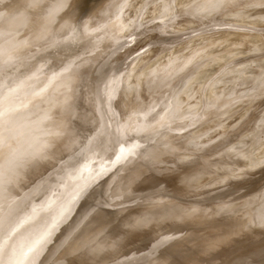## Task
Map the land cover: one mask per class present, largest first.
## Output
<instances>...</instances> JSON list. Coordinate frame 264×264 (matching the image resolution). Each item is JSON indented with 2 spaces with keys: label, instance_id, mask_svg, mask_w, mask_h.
Masks as SVG:
<instances>
[{
  "label": "rangeland",
  "instance_id": "1",
  "mask_svg": "<svg viewBox=\"0 0 264 264\" xmlns=\"http://www.w3.org/2000/svg\"><path fill=\"white\" fill-rule=\"evenodd\" d=\"M121 1L0 0V263L264 264V0Z\"/></svg>",
  "mask_w": 264,
  "mask_h": 264
},
{
  "label": "bare ground",
  "instance_id": "2",
  "mask_svg": "<svg viewBox=\"0 0 264 264\" xmlns=\"http://www.w3.org/2000/svg\"><path fill=\"white\" fill-rule=\"evenodd\" d=\"M124 1H125V0H124ZM133 1H134V0H133ZM148 1H150V0H148ZM174 1H175V0H174ZM193 1H194V0H193ZM197 1H198V0H197ZM197 1H196V2H197ZM220 1H221V0H220ZM258 1H259V0H258ZM121 2H123V0H122ZM125 2H126V1H125ZM155 2L157 3L156 0H155ZM161 2H162V0H161ZM168 2H169V1H168ZM183 2H184V1H183ZM194 2H195V1H194ZM226 2H227V1H226ZM238 2H239V1H238ZM238 2H237V3H238ZM241 2H242V1H241ZM227 3H228V2H227ZM229 3H230V1H229ZM243 3H244V2H243ZM261 3H262V2H261ZM131 4H132V3H131ZM144 4H145V3H143V5H144ZM153 4H154V3H153ZM182 4H183V3H182ZM107 5H108V4H107ZM113 5H114V4H112V6H113ZM124 5H125V4H124ZM143 5H142V6H143ZM168 5H169V3H168ZM193 5H194V4H193ZM214 5H215V4H214ZM214 5H213V6H214ZM217 5H220V3H218ZM222 5H223V4H222ZM118 6H119V5H118ZM228 6H229V5H228ZM109 7H110V6H109ZM114 7H115V5H114ZM215 7H217V6H215ZM221 7H222V6H221ZM230 7H231V6H230ZM157 8H158V7H157ZM166 8H167V7H166ZM171 8H172V7H171ZM179 8H180V7H179ZM185 8H186V7H185ZM195 8H196V7H195ZM224 8H225V7H224ZM245 8H246V7H245ZM177 9H178V8H177ZM208 9H209V8H208ZM208 9H207V10H208ZM237 9H238V8H237ZM153 10H154V8H153ZM129 11H131L130 8H129ZM174 11H175V10H174ZM181 11H182V10H181ZM187 11H188V9H187ZM221 11H222V10H221ZM229 11H230V10H229ZM232 11H233V10H232ZM234 11H235V10H234ZM113 12H116V11L114 10ZM157 12H158V11H157ZM169 12H170V11H169ZM192 12H193V11H192ZM224 12H225V11H224ZM113 14H114V13H113ZM120 14H121V13H120ZM169 14H170V13H169ZM192 14H193V13H192ZM229 14H230V13H229ZM139 15H140V14H139ZM151 15H153V14H151ZM154 15H155V14H154ZM171 15H172V14H171ZM204 15H205V14H204ZM99 16H100V15H99ZM119 16H120V15H119ZM201 16H202V15H201ZM206 16H207V15H206ZM208 16H209V14H208ZM211 16H212V14H211ZM117 17H118V16H117ZM158 17H159V16H158ZM165 17H166V16H165ZM246 17H247V16H246ZM126 18H127V16H126ZM152 18H153V17H152ZM170 18H171V16H170ZM230 18H231V17H230ZM230 18H229V19H230ZM241 18H242V17H241ZM248 18H249V16H248ZM112 19H114V18H112ZM131 19H132V17H131ZM136 19H137V18H136ZM162 19H163V18H162ZM232 19H233V18H232ZM245 19H246V18H245ZM250 19H251V18H250ZM128 20H129V19H128ZM163 20H164V19H163ZM168 20H169V19H168ZM251 20H252V19H251ZM254 20H255V19H254ZM93 21H94V20H93ZM134 21H135V19H134ZM241 21H242V20H241ZM89 22H90V21H89ZM89 22H88V23H89ZM247 22H249V20H248ZM121 23H122V22H121ZM135 23H136V22H135ZM165 23H166V22H165ZM232 23H233V22H232ZM253 23H254V22H253ZM219 24H221V23H219ZM226 24H227V23H226ZM230 24H231V23H230ZM256 24H257V23H256ZM123 25H124V24H123ZM130 25H131V24H130ZM165 25H166V24H165ZM127 26H129V25H127ZM132 26H133V25H132ZM252 26H253V25H252ZM76 27H77V26H76ZM164 27H165V26H164ZM77 28H78V27H77ZM81 28H82V27H81ZM116 28H117V27H116ZM251 28H252V27H251ZM126 30H127V29H126ZM130 32H131V31H130ZM231 32H232V31H231ZM117 33H121V32H117ZM131 33H132V32H131ZM128 34L130 35V33H128ZM223 34H224V33H223ZM240 34H241V33H240ZM84 35H85V34H84ZM85 36H86V35H85ZM90 36H91V35H90ZM93 37H94V36H93ZM227 37H228V36H227ZM259 37H260V36H259ZM82 38H85V37H82ZM213 38H214V37H213ZM228 38H229V37H228ZM87 39H89V38H86V40H87ZM175 39H176V38H175ZM210 39H211V38H210ZM83 40H85V39H83ZM207 40H208V39H207ZM212 40H213V39H212ZM224 40H225V39H224ZM234 41H235V40H234ZM85 42H86V41H85ZM215 42H216V41H215ZM82 43H83V42H82ZM216 43H217V42H216ZM195 44H197V43H195ZM188 46H189V45H188ZM192 46H193V45H192ZM186 47H187V46H186ZM186 47H184V48H186ZM179 48H180V47H179ZM187 49H188V48H187ZM187 49H186V50H187ZM198 49H199V48H198ZM206 49H207V48H206ZM232 49H233V48H232ZM180 50H182V49H180ZM177 51H178V50H177ZM229 51H230V50H229ZM159 52H160V51H159ZM182 52H183V51H182ZM202 52H203V51H202ZM160 53H161V52H160ZM224 53H225V52H224ZM101 54H102V52H101ZM181 54H182V53H181ZM226 54H228V53H226ZM168 55H169V54H168ZM178 55H179V54H178ZM221 55H222V54H221ZM223 58H224V57H223ZM225 58H226V57H225ZM216 60H217V59H216ZM162 61H163V60H162ZM176 61H177V60H176ZM211 62H212V61H211ZM158 63H159V62H158ZM166 63H167V62H166ZM160 65H161V64H160ZM195 65H196V64H195ZM111 66H112V65H111ZM203 66H204V64H203ZM187 70H188V69H187ZM199 70H200V69H199ZM185 71H186V70H185ZM196 71H197V70H196ZM111 73H112V72H111ZM196 73H197V72H196ZM57 74H58V73H57ZM54 75H55V74H54ZM260 75H261V74H260ZM57 76H58V75H57ZM106 76H107V75H106ZM190 76H191V75H190ZM258 76H259V74H258ZM258 76H257V77H258ZM153 77H154V76H153ZM173 78H174V77H173ZM187 78H188V77H187ZM155 79H156V78H155ZM190 80H191V79H190ZM210 80H211V79H210ZM253 80H254V78H253ZM150 81H151V80H150ZM155 81H156V80H155ZM216 81H217V80H216ZM251 81H252V80H251ZM129 82H130V81H129ZM163 82H164V81H163ZM154 83H155V82H154ZM166 83H167V82H166ZM128 84H129V83H128ZM159 84H160V83H159ZM159 84H158V85H159ZM186 84H187V83H186ZM205 84H206V83H205ZM124 85H125V84H124ZM130 85H131V84H129V86H130ZM162 85H163V84H162ZM184 85H185V84H184ZM191 85H193V84H191ZM79 86H80V85H78V87H79ZM113 86H114V85H113ZM131 86H132V85H131ZM100 87H101V86H100ZM114 87H115V86H114ZM204 87H205V86H204ZM210 87H211V86H210ZM210 87H209V88H210ZM167 88H168V87H167ZM197 88H198V87H197ZM79 89H80V88H79ZM79 89H78V90H79ZM13 90H14V89H13ZM93 90H94V87H93ZM96 90H97V89H96ZM151 91H152V90H151ZM151 91H150V93H151ZM163 91H164V90H163ZM179 91H180V90H179ZM93 92H95V90H94ZM160 92H161V91H160ZM177 92H178V91H177ZM6 93H7V92H6ZM9 93H10V92H9ZM12 93H13V91H12ZM95 93H96V92H95ZM98 93H99V92H98ZM180 93H181V92H180ZM1 94H2V92H1ZM1 94H0V95H1ZM138 94H139V93H138ZM97 95H98V94H97ZM150 95H152V94H150ZM166 95H168V94H166ZM175 95H176V94H175ZM209 95H210V94H209ZM10 96H11V95H10ZM146 96H147V95H146ZM130 97H132V96H130ZM137 97H138V96H137ZM137 97H136V98H137ZM148 97H149V96H148ZM157 97H158V96H157ZM175 97H176V96H175ZM179 97H180V96H179ZM7 98H8V96H7ZM97 98H98V97H97ZM136 98H135V100H136ZM168 98H169V97H168ZM170 98H171V97H170ZM0 99H1V98H0ZM2 99H3V98H2ZM98 99H100V98H98ZM131 99H134V97L131 98ZM140 99H141V98H140ZM156 99H157V98H155V100H156ZM183 99H184V98H183ZM191 99H192V98H191ZM4 100H5V99H4ZM138 100H139V99H138ZM159 100H160V99H159ZM164 100H165V99H164ZM0 101H1V100H0ZM169 101H170V100H169ZM155 102H156V101H155ZM173 102H174V101H173ZM176 102H177V101H176ZM202 102H203V101H202ZM129 103H130V102H129ZM132 103H133V101H132ZM132 103H130V104L132 105ZM135 103H136V101L134 102V104H135ZM150 103H151V102H150ZM186 103H187V102H186ZM12 104H13V103H12ZM12 104H10V105H12ZM26 104H28V103H26ZM169 104H170V103H169ZM169 104H168V105H169ZM174 104H175V103H174ZM197 104H198V103H197ZM131 105H130V106H131ZM136 105H137V104H135V106L132 105V106H131L132 109H131V107H130L131 111L133 110V108H134V109H136V108L138 109V107H136ZM164 105H165V104H164ZM164 105H163V106H164ZM198 105H199V104H198ZM150 106H151V105H150ZM165 106H167V103H166ZM174 106H175V105H174ZM209 106H210V105H209ZM12 107H13V106H12ZM18 107H19V106H18ZM100 107H101V106H100ZM153 107H154V106H153ZM184 107H185V106H184ZM8 109H9V108H8ZM14 109H15V108H14ZM100 109H101V108H100ZM168 109L170 110L171 108L169 107ZM146 110H147V109H146ZM171 110H172V109H171ZM173 110H174V109H173ZM194 110H195V109H194ZM194 110H193V111H194ZM204 110H205V109H204ZM16 111H17V110H16ZM134 111H135V110H134ZM137 111H139V110H137ZM162 112H163V111H162ZM169 112H170V111H168V113H169ZM190 112H191V111H190ZM91 113H92V112H91ZM126 113H127V112H126ZM129 113H130V112H129ZM129 113H127V114H129ZM166 113H167V112H166ZM170 113H171V112H170ZM173 113H174V112H173ZM193 113H194V112H193ZM127 114H126V115H127ZM188 114H189V113H188ZM66 115H67V113H66ZM92 115H93V113H92ZM130 115H131V113L129 114V116H130ZM85 116H86V115H85ZM90 116H91V115H90ZM90 116H88V117H90ZM127 116H128V115H127ZM88 117H87V118H88ZM104 117H105V116H104ZM2 118H3V117H2ZM92 118H93V117H91L90 119H92ZM163 118H164V117H163ZM167 118H168V116H167ZM88 119H89V118H88ZM104 119H105V118H104ZM132 119H133V117H132ZM161 120H162V119H161ZM2 121H3V119H2ZM77 121H78V120H77ZM90 122H91V121H90ZM158 122H159V121H158ZM73 124H74V123H73ZM90 125H91V124H90ZM144 125H145V124H144ZM148 125H149V124H148ZM148 125H146V126H148ZM74 126H75V124H74ZM134 126H135V125H134ZM142 126H143V124L141 125V127H142ZM149 126H150V125H149ZM131 127H133V126H131ZM94 128H95V127H94ZM143 128H144V127H143ZM146 128H147V127H145L144 129H146ZM79 129H80V128H79ZM82 129H83V128H82ZM84 129H85V128H84ZM144 129H143V130H144ZM85 130H86V129H85ZM85 130H84V131H85ZM65 131L67 132V129H66ZM77 132H78V131H77ZM77 132H76V133H77ZM156 133H157V132H156ZM156 133H155V134H156ZM64 134H65V132H64ZM64 134H62V137H59V138H60L61 140H63V141H64V139H63ZM184 134H185V133H184ZM148 135H149V134H148ZM148 135H147V136H148ZM151 135H152V134H151ZM65 136H66V135H65ZM24 137H25V136H24ZM73 137H74V136H73ZM76 137H77V136H76ZM144 137H145V136H144ZM160 137H161V136H160ZM160 137H159V138H160ZM59 138H58V140H59ZM64 138H65V137H64ZM67 138L69 139V137L66 136V139H67ZM71 138H72V137L70 136V140L73 139V138H72V139H71ZM154 138H156V137H154ZM141 139H142V138H141ZM61 140L57 142V144L60 143V145H59L60 148H61V146H62V145H61ZM157 140H158V138H157ZM66 141H67V140H66ZM72 141H73V140H72ZM74 141H75V140H74ZM149 141H150V140H149ZM159 141H160V140H159ZM150 142H151V141H150ZM68 143L70 144V147H71V148L69 147V144H68L67 149H68V148L73 149L72 145H73V146H74V145L76 146V144H71L69 140H68ZM57 144H56L55 147H53L54 150L52 151V154H56V153L58 152V150L60 149L59 146L57 147ZM66 144H67V143H66ZM66 144H65V147H66ZM159 144H160V143H159ZM78 145H79V144H78ZM80 145H81V144H80ZM83 145H85V144H83ZM156 145H157V144H156ZM77 147H78V149H79L81 146H80V147H79V146H76L75 148L77 149ZM98 147H99V146H98ZM98 147H97V148H98ZM145 147H146V146H145ZM49 148H51V147H49ZM57 148H59V149H57ZM75 148H74L73 150H71V152L76 151ZM101 148H103V146H102ZM101 148H100V150H101ZM63 149H64V148H63ZM65 149H66V148H65ZM70 149H68V152L70 153V155H69V153L65 150V154H66V152H67L69 157H71V155L74 154V153H71V152L69 151ZM55 150H57V152H56ZM61 150H62V149H60L59 153H61ZM103 150H104V149H103ZM54 151H55L56 153H55ZM53 152H54V153H53ZM47 153L49 154V152H47ZM47 153H46V154H42V155H40V159H42V158H44V157H45V159L48 158V157H47ZM52 154H51V155H52ZM62 154H63V152H62ZM62 154H60V155H62ZM51 155H50V156H51ZM56 155L58 156V154H56ZM60 155H59V156H60ZM63 155H64V154H63ZM59 156H58V158H57L56 156H54V158H51V159L54 160V161L57 160V161L59 162V160L61 159ZM64 156H65V155H64ZM52 157H53V156H52ZM55 157H56V158H55ZM62 157H63V156H62ZM69 157H68L67 159H69ZM147 157H148V156H147ZM59 158H60V159H59ZM49 159H50V158H49ZM49 159L47 160V161H48L47 163L43 164L44 166L46 165V167H47V166H48L47 164H49V162L52 161V160H49ZM64 159L66 160V156H65V158L63 157L62 160H64ZM62 160H61V162H62ZM57 161H56V162H57ZM67 161H68V160H67ZM35 162H36V161H35ZM35 162L33 163V165L35 164ZM52 163H54V164H52L53 169H54V168L56 167V166H54V165H56V164H55V162H52ZM185 163H186V162H185ZM262 163H263V162H262ZM254 164H255V163H254ZM33 165H32V167H34ZM57 165H58V164H57ZM151 165H152V164H151ZM0 166H1V165H0ZM29 166H31V165H29ZM44 166H43V167H44ZM49 166L51 167V164H49ZM49 166H48V167H49ZM46 167H45V168H46ZM26 168H27V167H26ZM35 168H36V167H35ZM35 168H34V170H35ZM37 168H38V167H37ZM37 168H36V169H37ZM58 168H59V167H58ZM0 169H2V168H0ZM7 169H8V168H7ZM140 169H141V168H140ZM26 170H27V169H26ZM0 171H1V170H0ZM21 171H22V170H20V174H21ZM29 171H30V170H29ZM31 171H32V170H31ZM36 171H38V170H36ZM142 171H145V170H142ZM27 172H28V171H27ZM27 172H24V173H27ZM33 172H35V171H33ZM40 172H41V171H40ZM42 172H43V171H42ZM2 173H3V172H2ZM4 173H5V172H4ZM12 173H13V172H11V174H12ZM22 173H23V172H22ZM36 173H37V172H36ZM38 173H39V172H38ZM16 174H18L19 177H20L19 171L17 172V170H16ZM16 174H15V175H16ZM27 174H28V173H27ZM27 174H26V175H27ZM18 175H17V176H18ZM24 175H25V174H24ZM26 175H25V176H26ZM33 175H35V173H33ZM33 175H32V177H33ZM12 176H13V175H12ZM5 177H6V176H5ZM13 177L16 178V176H13ZM21 177H24L23 174L21 175ZM21 177H20L19 179H21ZM28 177H29V174H28ZM141 177H142V176H141ZM6 178H7V179H4V178H3V180L7 181L6 183L8 184V186H9V184H10V186H11L13 183H10V182L8 181V179L11 180V177H10V178L6 177ZM133 178H134V177H133ZM135 178H137V177H135ZM135 178H134V179H135ZM13 179H14V178H12V181H13ZM25 179H26V178H25ZM27 179H28V178H27ZM134 179H133V180H134ZM16 180H18V177H17ZM133 180H132V181H133ZM14 181H15V180H14ZM23 181H25V180H23ZM23 181H22V182H23ZM8 182H9V183H8ZM17 182H18V181H17ZM20 182H21V181L18 182V185H19ZM0 183H1V182H0ZM2 183H5V182H2ZM26 183H27V182H26ZM133 183H134V182H133ZM16 184H17V183L15 182V186H16ZM0 185H1V184H0ZM13 185H14V184H13ZM10 186H9V188H11ZM15 186H14V187H15ZM2 187H3V186H2ZM9 188H8V190H6V191L4 190V191H5L6 193H7V191L9 192ZM15 188H16V187H15ZM2 189H3V188H0V190H1L0 193L2 192ZM17 189H18V188H17ZM10 190H11V189H10ZM74 190H75V189H74ZM4 191H3V192H4ZM79 191H80V190H79ZM5 192H4V193H5ZM4 193H1L0 195H4ZM10 193L12 194V191H10ZM13 193H15V190L13 191ZM7 194H9V193H7ZM67 195H68V194H67ZM10 196H12V195H10ZM2 198H3V197H2ZM4 198H6V197H4ZM7 198H8V197H7ZM69 207H70V206H69ZM51 211H52V210H51ZM56 211H57V210H56ZM50 213H51V212H50ZM50 216H51V215H50ZM39 219H40V217H39ZM41 220H42V219H41ZM48 220L50 221V218H49ZM48 220H47V221H48ZM47 221H46V222H47ZM49 221H48V222H49ZM44 224H45V223H44ZM39 225H40V224H39ZM42 226H43V227H41L40 229L43 230V228H45L44 226H46V225H42ZM34 227H35V226H34ZM36 227H37V224H36ZM42 230H41V233H40L38 230H37L36 232H39L40 235H41V234H43V233H42V232H43ZM45 231H46V230H45ZM52 231H53V230H52ZM39 233H36V234L39 235ZM50 234H52V233H50ZM50 234H49V235H50ZM40 235H39V236H40ZM19 236H20V235H19ZM23 236H25V234H24ZM35 236H36V235H35ZM35 236H34V239H35ZM39 236H38L37 238H39ZM25 237H26V236H25ZM48 237H49V236H48ZM124 237H126V236H124ZM17 238H18V240H17ZM17 238H16V241H14L15 243L21 241V239H19V237H17ZM32 238H33V237H32ZM32 238H31V239H32ZM31 239H30V240H31ZM123 239L125 240V238H123ZM10 240H11V239H10ZM14 240H15V238H14ZM12 242H13V240H12ZM121 242H122V241H121ZM15 243H14V245H15ZM11 244H12V243H11ZM11 244H10V245H11ZM31 244H32V241H30V245H31ZM5 245H6V244H5ZM14 245H13V246H10V247H13V248H14V247H15ZM26 245H29V244H26ZM30 245H29V247H30ZM0 246H1V245H0ZM8 246H9V245H8ZM24 246H25V245H24ZM3 247H4V246H3ZM5 247H6V246H5ZM10 247H9V248H10ZM25 247H26V249L28 248L27 250L30 249V248L27 247V246H25ZM7 248H8V247H7ZM13 248H12V251L14 252L15 250H13ZM1 249H2V248H1ZM24 249H25V248H24ZM24 249L22 248L21 250H23V252H27V250L25 251ZM4 250L6 251V249H4ZM7 250H9V249H7ZM21 250H20V251H21ZM5 251H4V252H5ZM20 251H19L18 254L21 255V256H23V255H22L23 253L21 254ZM2 252H3V251H2ZM8 252H9V251H8ZM10 252H11V250H10ZM10 252H9V253H10ZM6 253H7V251H6ZM4 254H5V253H3L2 256H3ZM11 254H12V253H11ZM11 254H8V253H7L6 256H7V257H8V256H9V257H12V256H10ZM25 254H26V253H25ZM0 255H1V254H0ZM27 255H28V254H27ZM4 256H5V255H4ZM6 256H5V257H6ZM24 256H25V255H24ZM0 257H1V256H0ZM17 257H19V256H17ZM80 257H81V256H80ZM82 257H84V256L82 255ZM119 257H121V256L119 255ZM119 257H118V258H119ZM23 258H24V257H23ZM88 258H89V257H88ZM2 259H4V257H3ZM2 259H1V260H2ZM5 259H6V258H5ZM7 259H8V258H7ZM14 259H15V258H14ZM80 259H81V258H80ZM9 260H10V258H9ZM17 260L19 261V260H21V258H20V259H19V258H18V259L16 258V261H17ZM24 260H25V259H24ZM24 260H23V262H24ZM86 260H87V259H86ZM86 260H85V261H86ZM5 261H7V260H4V262H5ZM13 261H14V260H13ZM13 261H12V262H13ZM16 261H15V264L18 263V261H17V263H16ZM90 261H91V260H90ZM93 261H94V260H93ZM12 262H11V263H12ZM82 262H83V261H82ZM91 262H92V261H91ZM107 262H108V260H107ZM8 263H9V261H8L6 264H8ZM11 263H10V264H11ZM20 263H21V262H20ZM93 263H94V262H93ZM0 264H1V263H0ZM12 264H13V263H12ZM87 264H90V263L87 262ZM104 264H105V263H104Z\"/></svg>",
  "mask_w": 264,
  "mask_h": 264
},
{
  "label": "snow or ice",
  "instance_id": "3",
  "mask_svg": "<svg viewBox=\"0 0 264 264\" xmlns=\"http://www.w3.org/2000/svg\"><path fill=\"white\" fill-rule=\"evenodd\" d=\"M33 6H35V5L34 4L29 5V7H33ZM0 57L3 58V67L5 69L12 66L14 64L15 60L17 59L15 46H12L10 44H6L5 46L0 47ZM5 100H7V97H5ZM8 115H9L8 109H7V107H5V110L2 113H0V116L7 117ZM14 167H15V162L10 161L8 170L12 171ZM29 251H31V249H29Z\"/></svg>",
  "mask_w": 264,
  "mask_h": 264
}]
</instances>
